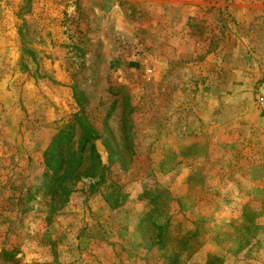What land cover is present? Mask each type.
I'll use <instances>...</instances> for the list:
<instances>
[{
	"label": "rangeland",
	"instance_id": "obj_1",
	"mask_svg": "<svg viewBox=\"0 0 264 264\" xmlns=\"http://www.w3.org/2000/svg\"><path fill=\"white\" fill-rule=\"evenodd\" d=\"M262 83L264 0H0V264H264Z\"/></svg>",
	"mask_w": 264,
	"mask_h": 264
},
{
	"label": "trees",
	"instance_id": "obj_2",
	"mask_svg": "<svg viewBox=\"0 0 264 264\" xmlns=\"http://www.w3.org/2000/svg\"><path fill=\"white\" fill-rule=\"evenodd\" d=\"M90 128V127H89ZM88 128V130H86V132H85V134L83 135V139L84 140H88V138L90 137V132H91V128L89 129ZM92 133V132H91ZM96 136V135H95ZM109 149V148H108ZM91 152H94V153H96V149H95V145L94 144H92L91 145ZM93 154V153H92ZM109 156H111V151H109ZM95 158H97V160H98V162L100 163V164H102V161H101V158H100V155L98 154V153H96L95 154ZM197 231H198V227L197 226H194V231H193V233H197ZM175 259H177V258H179V256L178 255H176L175 257H174ZM173 259V258H172ZM170 260H171V258H170ZM186 264H188V263H186Z\"/></svg>",
	"mask_w": 264,
	"mask_h": 264
},
{
	"label": "crops",
	"instance_id": "obj_3",
	"mask_svg": "<svg viewBox=\"0 0 264 264\" xmlns=\"http://www.w3.org/2000/svg\"><path fill=\"white\" fill-rule=\"evenodd\" d=\"M262 84H264V83H262ZM260 92H261L262 97H264V86H260Z\"/></svg>",
	"mask_w": 264,
	"mask_h": 264
}]
</instances>
